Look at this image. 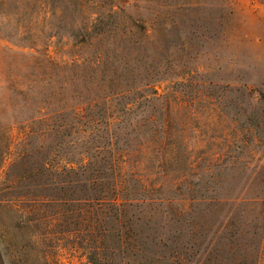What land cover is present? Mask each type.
Wrapping results in <instances>:
<instances>
[{
    "label": "rangeland",
    "instance_id": "rangeland-1",
    "mask_svg": "<svg viewBox=\"0 0 264 264\" xmlns=\"http://www.w3.org/2000/svg\"><path fill=\"white\" fill-rule=\"evenodd\" d=\"M90 105L91 136L62 152L96 164L64 176L96 179L82 193L105 200L93 218L48 223L53 210L5 189L8 167L25 149L28 164L61 150L60 134L28 136V123L56 127ZM8 145L0 264H264V0H0ZM111 147L133 153L125 169Z\"/></svg>",
    "mask_w": 264,
    "mask_h": 264
},
{
    "label": "trees",
    "instance_id": "trees-1",
    "mask_svg": "<svg viewBox=\"0 0 264 264\" xmlns=\"http://www.w3.org/2000/svg\"><path fill=\"white\" fill-rule=\"evenodd\" d=\"M93 105H90L87 108L81 107L77 108L72 115V121L61 120L58 122L56 127L46 126L43 130L39 131L35 130L34 125L32 124H44L48 122V119H42L39 121H33L28 123L24 127L25 134L28 136H32L37 134L41 138L47 136L48 131L57 132L62 137L61 141H59L58 146L61 147V150L58 148H54L52 152L48 155L43 156L44 158H40V160H36V164H28V160L35 156L32 150H23L20 151L14 159V162L11 163L7 170V176L12 179L9 181V185L5 188L8 190L16 191V195L13 197L16 198V201H20V204L29 203L31 208L39 211H42L47 214V210H53L54 212L49 216L46 215L47 221L49 223V218L51 216L58 217L70 214L72 216H81V215H89L90 218L92 216H96L95 206H102L104 198L99 197L98 194H85L82 193L84 191L85 186H94L97 185L100 187V184L96 179L85 178V180H81L77 178L76 180L66 179L64 174H79V171L86 172L90 169L92 164H96L94 158L91 157L88 152L82 154L81 160H73V158H68L65 156V151L62 148H69L72 153L80 146L82 140L89 138L91 136L94 127L92 125L96 122L92 115L90 114V110H92ZM37 131V132H36ZM74 135L73 140H69L70 136ZM10 146H6L4 150H0V176L3 172V169L7 162V156L10 153ZM41 148V145L39 146ZM89 147V146H88ZM87 148V147H86ZM88 149V148H87ZM99 148V152H100ZM112 157V162L110 165L112 166V170L115 172L117 169H125V163L128 164V159L133 157L130 152H113V148L111 147V151L109 153ZM64 156L65 158L60 161L61 165L57 164L56 158ZM126 157L127 161H122L123 158ZM89 159L88 162H85L86 159ZM72 159V160H71ZM65 161L62 163V161ZM70 164V167L68 165ZM73 164H77V169L73 167ZM130 165V164H129ZM24 167L22 172L16 173V167ZM133 168L138 167H132ZM139 169V168H138ZM50 177V178H49ZM100 177H102L100 175ZM59 178V180H58ZM66 179V180H65ZM82 184V186H79ZM88 184V185H85ZM79 186V190H78ZM124 187V183L117 178V175H114V182L111 187V191L113 193H119L120 190ZM106 192H104L105 195ZM115 198H110V202L112 204L119 205V200L116 196ZM6 200V198H3ZM12 203V201H10ZM14 204V203H12ZM18 204V203H15ZM12 210L18 212L15 205L11 206ZM45 208V209H41ZM58 218H53V221ZM93 220V219H92ZM99 220L96 218L94 221L95 228H98ZM99 239V238H97ZM94 256L91 258L93 263L98 260V247L95 249Z\"/></svg>",
    "mask_w": 264,
    "mask_h": 264
}]
</instances>
